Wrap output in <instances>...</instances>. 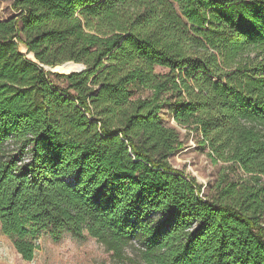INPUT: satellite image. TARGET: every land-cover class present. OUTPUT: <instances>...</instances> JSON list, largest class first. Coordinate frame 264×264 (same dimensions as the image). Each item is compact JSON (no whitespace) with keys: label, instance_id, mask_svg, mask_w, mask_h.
I'll return each mask as SVG.
<instances>
[{"label":"trees","instance_id":"trees-1","mask_svg":"<svg viewBox=\"0 0 264 264\" xmlns=\"http://www.w3.org/2000/svg\"><path fill=\"white\" fill-rule=\"evenodd\" d=\"M11 8L0 22V232L22 260L42 234L67 233L130 264H264V0ZM162 110L228 165L212 196L169 163L181 143Z\"/></svg>","mask_w":264,"mask_h":264},{"label":"rangeland","instance_id":"rangeland-1","mask_svg":"<svg viewBox=\"0 0 264 264\" xmlns=\"http://www.w3.org/2000/svg\"><path fill=\"white\" fill-rule=\"evenodd\" d=\"M13 0H0V22L13 18L16 13L12 11ZM24 52V48L19 46ZM157 72L162 70L157 69ZM55 83L65 85L63 80L53 79ZM149 92H138L134 97L146 98ZM163 125L174 128L178 134L181 147L169 158L173 168L190 176L201 185L203 195L210 197L216 192V185L224 174H229L227 164L215 162L208 155V150L200 144V136L194 131L179 127L171 119L167 110L160 112ZM231 173V172H230ZM235 175L239 178L241 172ZM229 177H232L229 174ZM264 223V221H263ZM127 258H134V252L126 250ZM0 264H130L119 262L106 251L103 245L95 239L85 236L78 239L70 234H64L60 241H54L51 236L44 233L38 240V250L32 261H23L14 249L10 240L0 232Z\"/></svg>","mask_w":264,"mask_h":264}]
</instances>
